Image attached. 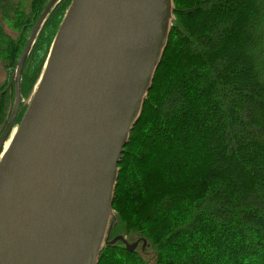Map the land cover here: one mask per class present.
<instances>
[{
  "label": "trees",
  "instance_id": "trees-1",
  "mask_svg": "<svg viewBox=\"0 0 264 264\" xmlns=\"http://www.w3.org/2000/svg\"><path fill=\"white\" fill-rule=\"evenodd\" d=\"M21 4L0 0V48L12 66L31 30ZM54 25L34 47L23 95ZM10 98L0 92V122ZM118 168L112 231L121 222L148 230L140 234L156 264H264V0H173L168 42ZM162 246L173 250L163 257ZM99 257L145 264L121 243Z\"/></svg>",
  "mask_w": 264,
  "mask_h": 264
},
{
  "label": "water",
  "instance_id": "water-1",
  "mask_svg": "<svg viewBox=\"0 0 264 264\" xmlns=\"http://www.w3.org/2000/svg\"><path fill=\"white\" fill-rule=\"evenodd\" d=\"M0 137V264H97L103 247L155 258L144 236H111L118 163L166 48L173 0H71L15 134L26 56ZM37 84V85H36ZM3 151L2 155L1 152Z\"/></svg>",
  "mask_w": 264,
  "mask_h": 264
},
{
  "label": "rangeland",
  "instance_id": "rangeland-1",
  "mask_svg": "<svg viewBox=\"0 0 264 264\" xmlns=\"http://www.w3.org/2000/svg\"><path fill=\"white\" fill-rule=\"evenodd\" d=\"M58 2L60 1V0H57ZM56 1V2H57ZM55 2V3H56ZM67 2H68V0H67ZM67 4V3H66ZM39 1L38 0H22V4H21V9H22V11H23V14H29V16H30V19H29V22H30V25L32 26V24H33V22H34V20H35V18L36 17H38V16H40V14H39V9H38V11H35V8L37 7H39ZM66 10V9H65ZM60 12H61V14H59V19H57L56 20V22H55V24H56V26H55V28H53V31L51 32V34H49L50 35V38L48 39V42L45 44V48H44V50H43V52L41 53V55H40V57H39V60H41V68H40V70L35 74L36 75V77L34 78V80H33V84H32V86L30 87V89H29V91L26 93V95H23L22 94V91H21V84H22V80H23V78H22V75H23V77L25 76V74H27V72L29 71V69H30V67H31V62H32V59H33V56L32 55H34V54H36L34 51H33V49H32V51H31V53L29 54V56L27 57V59H26V62H25V64H24V66H23V71H22V74H21V77H20V99H19V105H18V110H17V115H16V117H15V119H14V122H13V125H12V129H10V131L8 132L9 134H8V136H7V138H6V142L4 143V146H3V151H4V149L7 147V145H8V143H9V141H10V139H11V137L13 136V134H14V132L16 131V129H17V123H19V121H20V119H21V117H20V119H18V121L16 122V118H17V116H18V114H19V112L20 111H24L25 110V107H26V101H27V99H28V97H29V95H30V93H31V91H32V89L34 88V85H35V83H36V81H37V79H38V77H39V75H40V73H41V70H42V68H43V64H44V61H45V59H46V56H47V53H48V50H49V46H50V44H51V41H52V39H53V37H54V34H55V31H56V29L58 28V26H59V23H60V21H61V19H62V17H63V15L62 14H64V7L62 8V9H60ZM39 14V15H38ZM58 14V13H57ZM199 16L200 17H203V19L206 21V22H208L211 18H215V13L214 14H212L211 15V17L210 16H204V15H202L201 13L199 14ZM42 32V31H41ZM17 33H18V31H16V36L15 37H17L18 35H17ZM26 37V35L25 36H23V39L21 40V41H19V42H21V44L24 42L25 43V41L26 40H24V39H27V37ZM39 37V36H38ZM38 39L39 38H37V41H36V43L35 44H39V42H38ZM3 40H0V45H1V42H2ZM23 43V44H24ZM38 44H37V47H38ZM20 51V50H19ZM18 53V52H17ZM11 56V54H10V52L8 51V49L5 47H2V48H0V92H4V91H7V92H9L10 93V96H11V98H10V104L12 105L13 104V101H14V95H15V91H14V89L13 90H11V87H10V81H11V78H12V76H13V73H14V70H15V66H12V65H10L9 64V58L8 57H10ZM31 56H32V58H31ZM38 60V61H39ZM158 68V67H157ZM155 75V74H154ZM7 89V90H6ZM11 90V91H10ZM150 90V89H149ZM10 104H9V106H10ZM11 108H12V106L11 107H8V109L6 110V115H5V117H4V120L2 121V122H0V137H1V135H2V133H3V131H4V128H5V124H6V122H7V118H8V116H9V111L11 110ZM22 113L23 112H21V115H22ZM139 125H140V123L139 124H137V126L135 127L136 129L135 130H137L138 128H139ZM130 145H131V143L129 144V147H126L125 148V150L127 149V150H129V148H130ZM3 151H2V153H3ZM125 157H126V154H124L123 155V161H122V165H123V162H124V159H125ZM118 179V178H117ZM117 205V204H116ZM114 210V209H113ZM115 223H116V221H115ZM117 224V223H116ZM116 226V225H115ZM125 226V227H124ZM121 227H123L124 229H119V230H121L120 232H116L115 233V231H112L111 232V236H113V235H115V234H118V233H122L123 234V236H125V238H127V239H131V240H133V239H135L136 237H139V236H143L144 234H140V233H147V232H149L148 230H146V229H140V228H138L137 226H134V225H129V226H126V224H122V222H121ZM126 227H128V228H126ZM114 229V228H113ZM112 229V230H113ZM133 232H135V233H133ZM139 234H138V233ZM151 246V245H150ZM159 246V245H158ZM152 251H154V252H156L155 250H153L152 249V247L150 248ZM162 252H163V257L164 256H167V255H169V253L170 252H172V250H173V247H169V246H166V247H164V246H162ZM99 259H100V257H99ZM98 259V263L99 264H105V262H107L106 260V258H103L102 257V259H101V261ZM145 261V264H156V260H157V256L155 257V258H153V257H150V256H146L145 257V259H144ZM158 261H159V259H158ZM97 263V264H98Z\"/></svg>",
  "mask_w": 264,
  "mask_h": 264
},
{
  "label": "flooded vegetation",
  "instance_id": "flooded-vegetation-1",
  "mask_svg": "<svg viewBox=\"0 0 264 264\" xmlns=\"http://www.w3.org/2000/svg\"><path fill=\"white\" fill-rule=\"evenodd\" d=\"M39 1V7L37 8H35V11H38V9H39V14L40 13H42V11H43V9L46 7V5L49 3V1L50 0H38ZM67 3V4H66ZM70 3V0H68V2H67V0H60L59 2L57 1L52 7H51V9L49 10V12L47 13V15L45 16V18H44V20L42 21V23H41V25L39 26V29H38V31H37V33H36V35H35V38H34V41H33V44H32V46H31V48L29 49V52H28V54H27V56H26V59H27V57L29 56V54L31 53V51H32V49L34 50V47L37 45V44H35L36 43V41H37V38H39L38 40H41V31H43L44 29H46V27H49L50 25H52V23L54 22H56V20L57 19H59V16H58V14H60L61 12H60V9H62L63 7H64V11H65V9L67 8V6H68V4ZM58 13V14H57ZM38 14V15H39ZM63 15V14H62ZM39 17V16H38ZM38 17H36L35 18V20H34V22H33V24H32V26H31V30H30V33H29V35H28V37H27V40H28V38H29V36H30V34H31V32H32V29L34 28V25H35V23H36V21L38 20ZM55 26H56V24L54 25V27L53 28H55ZM39 36V37H38ZM27 40H26V42H27ZM26 42H25V44H26ZM39 42V41H38ZM26 59H25V61H26ZM25 61H24V64H25ZM24 64H23V66H24ZM23 69V68H22ZM21 74H22V72H21ZM14 89V86H12V88H11V90H13ZM10 90V91H11ZM12 105L10 104V107H11ZM24 112V111H23ZM17 115V114H16Z\"/></svg>",
  "mask_w": 264,
  "mask_h": 264
},
{
  "label": "bare ground",
  "instance_id": "bare-ground-1",
  "mask_svg": "<svg viewBox=\"0 0 264 264\" xmlns=\"http://www.w3.org/2000/svg\"><path fill=\"white\" fill-rule=\"evenodd\" d=\"M36 85H37V84H36ZM14 134H15V132H14ZM14 134H13V136H14ZM13 136L11 137V139H10V141H9V143H8V145H7V147H6L4 150H6V149L8 148V146H9V144H10V142H11ZM5 142H6V140H5ZM1 155H2V152H1Z\"/></svg>",
  "mask_w": 264,
  "mask_h": 264
}]
</instances>
